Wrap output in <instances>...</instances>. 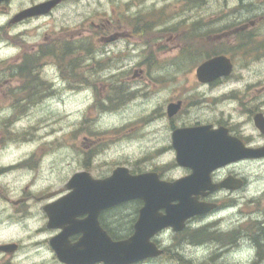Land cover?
I'll return each mask as SVG.
<instances>
[{"label":"flooded vegetation","instance_id":"obj_1","mask_svg":"<svg viewBox=\"0 0 264 264\" xmlns=\"http://www.w3.org/2000/svg\"><path fill=\"white\" fill-rule=\"evenodd\" d=\"M47 1L0 0V46L17 50L6 67H0V111L6 108L22 110L40 96L52 93L54 85L44 76L45 65L42 66L40 59H51L50 64L55 70L52 78L57 76L66 91L72 88L71 84L66 87L69 79L77 80L82 73L78 70H83L82 63L70 59L73 51L88 54L89 48H95L98 49V59L103 54L101 48L118 42L126 50L129 47L145 50L150 45L156 47V44L163 48L165 43L179 48L187 41L198 46V58L202 53L200 47L212 48L206 60L225 57L232 71L229 76L209 83L200 82L194 72L195 83L204 88L203 97L185 95L181 89L175 97L165 101L159 119L153 121L154 125L164 121V126L160 127H163V135L155 138L159 142L163 140V145L155 151L157 154H171L179 175L165 179L166 172L159 168L146 172H155L164 181L181 180L192 174L190 168L178 166L175 162L177 152L172 136L176 131H180L181 138L187 130L207 128L217 138L222 136L221 143L228 142L231 147L264 148V131L255 125L258 116L264 120V87H260L263 81L257 77L248 83V79L234 77L238 59L253 60L264 53V33L261 32L264 0H253L255 4L251 6L258 14L252 18L248 9L250 0H176L178 4L182 3L183 8L187 6L184 8L186 11L193 10L192 18H187L186 23L180 18L176 4L159 0H146L139 6L125 3L111 9L109 15L110 8L99 7L94 18L88 21L87 28L82 29L89 31L91 27L98 30L96 40H46L43 42L45 50H40L41 46L37 45L38 55L26 54L24 48L29 44L22 32L39 27L41 19L51 17L69 5L88 2L62 0L44 16H24L27 10ZM151 34L155 35L153 39L148 37ZM73 46L83 49L73 50ZM50 49H54L53 54ZM144 50L139 52L142 56L146 54ZM25 56L39 58V61L32 60L31 65ZM231 82L240 86H230ZM107 88V92L112 94L127 89L113 83L105 90ZM171 104L179 108L169 116L167 108ZM5 139V136L0 137V145ZM210 154L212 156V152ZM181 155H186L184 147ZM26 158L2 163L0 157V264H231L233 258L241 260V254L246 257L248 249L253 253L250 264H264V190L257 196L258 202L244 200L246 209L234 231L216 228L222 221L218 218L217 224L213 219L215 215L232 209L238 200L234 204H224L223 201L233 199L238 193L247 194L252 183L256 185L261 181L259 176L249 180L247 172L250 167L264 166V157L242 159L208 172L195 185L194 190L198 194L191 198L192 204L211 205L212 208L202 214H190L192 216L184 220L180 230L168 227L155 233L149 242L158 254L140 260L127 253L136 251V246H133L136 245V224L144 201L133 199L106 206L105 202L98 200L99 192L93 194L99 185L69 184L68 181L78 172H87L93 179L110 175L94 177L86 161L63 182L23 183L24 172L30 173L35 166L32 158ZM129 172L132 175L143 173ZM14 175L18 176L13 182L6 181ZM222 183L224 188L210 190ZM77 190L83 191L82 194H77ZM181 204L182 201H173L170 206ZM256 204L262 206L259 217L246 215L251 212L249 206ZM181 212L184 215L186 211L183 209ZM156 213L165 215L166 210L159 208ZM239 262L243 264V259Z\"/></svg>","mask_w":264,"mask_h":264},{"label":"rangeland","instance_id":"obj_2","mask_svg":"<svg viewBox=\"0 0 264 264\" xmlns=\"http://www.w3.org/2000/svg\"><path fill=\"white\" fill-rule=\"evenodd\" d=\"M145 1L88 0L78 5H69L51 17L41 19L39 27L22 32L29 44L25 46L24 52L38 55L37 45L41 46L40 50H44L43 42L46 40H96L98 30L91 27L89 31L82 29L87 28L88 21L94 18L99 7L110 8L109 15L111 9L125 3H136L139 6L145 4ZM159 1L176 4L180 18L185 19L184 23L189 20L187 18H192L193 10L186 11L184 8L187 6L183 8L181 2ZM248 4L249 17H255L257 10L251 6L255 3L250 0ZM168 15L171 16V13ZM141 18L144 19L143 16ZM261 32L264 33V24ZM154 36L148 35L152 39ZM164 45L163 48H158L159 45L156 44V47L150 45L145 50L142 47H129L126 50L118 42L101 48L103 54L98 59V49L95 48H89L88 54H82L81 51L76 54L73 51L70 59L83 64V70H78L82 73H78L79 77H84L69 79L66 87L71 84L72 88L66 91L57 76L52 78L55 70L50 64L51 59H40L42 66L45 65L44 76L54 85V90L49 96H40L22 110L6 108L0 111V137H6L0 145L2 163L32 158L35 166L30 173L27 170L24 172L23 183L63 182L77 172L84 161L88 163L94 177L107 176L116 167L124 166L130 171L138 172L159 168L166 172L165 179L176 178L179 171L173 165L171 154H157L155 151L158 146L163 145V140L159 142L155 138L163 135V127H160L164 126V121L157 125L153 121L159 119L165 101L175 97L181 89H184L182 93L185 95L196 94L199 98L203 97L204 88L195 83L193 73L206 60V53L213 49L200 47L202 53L197 59L198 46L187 41L179 48L170 43ZM143 50L146 54L142 56L139 52ZM262 50L264 52V48ZM16 53V48L1 45L0 67H6ZM234 77L248 79V83L254 82L258 77L263 81L260 87H264V53L253 60L238 59ZM112 83L123 85L127 88L125 93H130L121 104L116 103L119 95H114L112 99L107 92L108 88L105 90ZM229 85L240 86L235 82ZM251 130L254 132L252 128ZM247 174L249 180L253 181L259 176L261 181L256 185L252 183L247 194L238 193L233 199L223 201L224 204H234L238 200L232 209L215 215V223H219L218 218L222 221L216 228L234 231L246 209L244 200L254 203L259 201L257 196L264 190V166L250 167ZM17 176L8 177L6 181L13 182ZM248 209L251 212L246 215L258 218L262 206L250 205ZM247 253L244 258L241 254V260L233 258L231 264H240L242 259L243 264H250L253 253L250 249Z\"/></svg>","mask_w":264,"mask_h":264},{"label":"water","instance_id":"obj_3","mask_svg":"<svg viewBox=\"0 0 264 264\" xmlns=\"http://www.w3.org/2000/svg\"><path fill=\"white\" fill-rule=\"evenodd\" d=\"M60 1L52 0L35 6L26 11L24 16L46 14ZM231 70L232 66L229 60L225 57H216L202 63L197 68L196 75L200 82L209 83L220 77L229 76ZM178 108V105H169L167 108L169 116L175 114ZM255 125L259 130L264 131V120L260 116L255 118ZM179 132L173 133L172 143L177 152V164L192 170V174L185 179L164 182L159 180L156 173L131 175L127 168L118 167L111 176L102 180H94L88 173L81 172L75 174L68 181L69 184L99 185V189L94 190L93 194L99 192L98 200L105 202L106 206L133 199L144 201V208L136 224V245L133 244L136 246V251L131 250L127 253L136 260L158 254L154 252L156 248L149 242L155 233L167 227L180 230L184 220L192 216L190 214H202L211 208L210 205L192 204L191 198V196L198 194L194 190L195 185L199 180H203L208 172L238 160L264 157V148L252 150L231 147L228 142L221 143L222 136L217 138L208 132L207 128L187 130L183 134L184 137L181 138ZM233 143L236 144L237 142L234 141ZM182 147H184L185 156L181 155ZM210 152H212V156ZM223 187L222 183L212 186L210 190ZM76 192L82 194L83 191L77 190ZM173 201H182V204L177 207L170 206ZM159 208H164L166 214L158 215L156 211ZM183 209L186 211L184 212L185 216L181 212Z\"/></svg>","mask_w":264,"mask_h":264},{"label":"trees","instance_id":"obj_4","mask_svg":"<svg viewBox=\"0 0 264 264\" xmlns=\"http://www.w3.org/2000/svg\"><path fill=\"white\" fill-rule=\"evenodd\" d=\"M75 47H77V46L72 47V49L75 50ZM53 50H54V49H50V52H51L52 54L54 53ZM56 54H57V55L59 54V50L56 51ZM50 55H51V54H50ZM33 56H34V55H33ZM33 56H31V57H26V56H25V59H26L27 63H30L31 65L33 64V62H31L32 60H35V57H33ZM119 95H120V97H125V96H127V93H125L124 91H120V92H119ZM111 98L114 99V95H111ZM120 100H121V99H120ZM121 101H122V100H121Z\"/></svg>","mask_w":264,"mask_h":264}]
</instances>
